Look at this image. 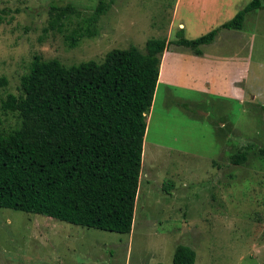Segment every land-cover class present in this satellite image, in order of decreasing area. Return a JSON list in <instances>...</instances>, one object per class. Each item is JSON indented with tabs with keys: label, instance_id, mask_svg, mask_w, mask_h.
Segmentation results:
<instances>
[{
	"label": "rangeland",
	"instance_id": "1",
	"mask_svg": "<svg viewBox=\"0 0 264 264\" xmlns=\"http://www.w3.org/2000/svg\"><path fill=\"white\" fill-rule=\"evenodd\" d=\"M109 1L0 0V131L19 125L2 101L18 95L34 55L101 62L113 48L144 49L181 27L196 38L251 0H219L212 18H198L188 0H112L92 34L69 46L65 35ZM51 3L76 9L61 32L45 30ZM237 32L221 31L201 55L171 44L162 57L129 233L0 208V264H172L180 244L195 264H264V0ZM240 151L247 159L234 163Z\"/></svg>",
	"mask_w": 264,
	"mask_h": 264
},
{
	"label": "trees",
	"instance_id": "2",
	"mask_svg": "<svg viewBox=\"0 0 264 264\" xmlns=\"http://www.w3.org/2000/svg\"><path fill=\"white\" fill-rule=\"evenodd\" d=\"M112 4L100 2L82 25L65 35L69 46ZM251 0L230 19L196 37L183 28L175 38H149L109 50L93 59L64 65L34 55L20 77L18 95L9 93L4 110L18 113V127L0 131V208L49 216L64 222L118 233L132 229L142 166L146 113L158 82L163 52L171 45L201 55L226 29L241 30L247 12L260 8ZM76 13L72 4L49 5L48 27L63 31ZM5 83V80H1ZM264 156V148L259 149ZM247 159L245 151L231 157ZM172 264H195V251L176 246Z\"/></svg>",
	"mask_w": 264,
	"mask_h": 264
},
{
	"label": "crops",
	"instance_id": "3",
	"mask_svg": "<svg viewBox=\"0 0 264 264\" xmlns=\"http://www.w3.org/2000/svg\"><path fill=\"white\" fill-rule=\"evenodd\" d=\"M182 2H183L182 0H177V6H179ZM187 3H190L193 7H195V8L198 9V13L200 14V16H198V18L199 17H202V16H204L206 14H207V16H205V17H207V18L208 17H211L212 18V15H213V12L214 11H219V10H222L223 9V8L215 9L216 7H214V6H217L219 4V0H188ZM180 25L182 26L183 23L180 22ZM237 31L235 29H226V30H223L222 32H227V33L236 32V33H238ZM216 38H215V40H216ZM210 44H213V42L210 43ZM205 45H209V44H205ZM205 45H203V46H205ZM169 48H170V46L163 52L162 57L164 55H167L168 56V53H169L168 50H169ZM161 61H162V58H161ZM159 75H160V70H159ZM158 80H160V77L159 76H158ZM163 80H165V77L162 78V81Z\"/></svg>",
	"mask_w": 264,
	"mask_h": 264
}]
</instances>
